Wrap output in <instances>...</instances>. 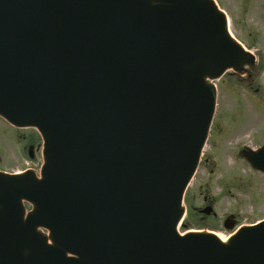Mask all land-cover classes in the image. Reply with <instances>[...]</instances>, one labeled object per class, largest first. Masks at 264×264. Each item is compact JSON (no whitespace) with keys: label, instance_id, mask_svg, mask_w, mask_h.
<instances>
[{"label":"water","instance_id":"95a60500","mask_svg":"<svg viewBox=\"0 0 264 264\" xmlns=\"http://www.w3.org/2000/svg\"><path fill=\"white\" fill-rule=\"evenodd\" d=\"M254 61L214 0H0V115L43 138L40 176L0 171V264H264V221L178 230L214 81Z\"/></svg>","mask_w":264,"mask_h":264},{"label":"flooded vegetation","instance_id":"af4514ba","mask_svg":"<svg viewBox=\"0 0 264 264\" xmlns=\"http://www.w3.org/2000/svg\"><path fill=\"white\" fill-rule=\"evenodd\" d=\"M254 1L255 3L253 4L252 2ZM246 11L250 15L256 13L259 15V19L264 21V0H246ZM251 33L253 32L251 31ZM257 36L258 39H253V41L248 38L245 44L255 54V64L247 67L242 74L229 72L217 83V110L196 174L200 179L197 187L201 195V203L194 205V197L192 201L189 194L187 193L186 195L187 214L190 211H194L200 221L213 219L217 216L216 197L213 194L208 195L205 193L206 187H210L211 185L210 182L218 178L216 173L223 179L224 183L235 177L232 171L224 170V164L221 158L225 154L226 149L228 150L227 147L229 145L232 146L234 153L244 165L245 172L247 173L245 176L246 186L251 189L253 186L252 178H255L256 185L254 188H260L262 191L261 196H258V194H253L252 190L254 188L250 190L252 197L249 205L255 209H259L261 206L264 207V171L254 165V162H257V159H260L264 153V30L258 32ZM259 38L262 39L259 40ZM257 42H263V44L255 47L258 44ZM250 45L253 46L251 47ZM229 89H239L242 94L244 93L245 97L247 96V99L244 100V104H242L240 109L237 108L238 104H236L238 101L242 102L238 94H233L235 95L233 98H236L234 99L233 110L220 109L222 91L232 93L233 91L230 92ZM0 119L4 120L1 116ZM39 142H36L35 138H32L29 142L28 149L33 156L39 155ZM221 167L223 168L220 170L219 168ZM218 169L219 172H217ZM260 178H263V180H260ZM258 181L261 182L257 184ZM254 190L259 193V190ZM187 197L189 200H187ZM207 208H210V214L203 212ZM251 213L254 214L253 212ZM228 215H233L231 221L235 226L252 225L264 218V216H261L260 218L252 219L248 216L245 219L246 221H240L241 212H230ZM224 220L217 227L227 230Z\"/></svg>","mask_w":264,"mask_h":264},{"label":"rangeland","instance_id":"374dc122","mask_svg":"<svg viewBox=\"0 0 264 264\" xmlns=\"http://www.w3.org/2000/svg\"><path fill=\"white\" fill-rule=\"evenodd\" d=\"M222 9H224L229 16V27L231 32L238 37L243 43L246 44L248 38L253 41V39H258V32L264 30V21L259 19V15L256 13L250 15L246 11V0H217ZM253 1V0H252ZM253 4L255 3L252 2ZM251 3V5H252ZM251 31L253 33H251ZM262 38H259L261 40ZM253 44L255 47H259V44ZM253 45H250L251 47ZM228 93L222 91L221 95V107L223 110H233L235 95L238 94L242 102L236 103L237 108L240 109L244 100L247 99L244 93L242 94L239 89L233 90L229 89ZM35 129H17L13 126L6 124L0 119V168L8 171L10 173L22 171L26 167H34L39 170L42 164V154L40 153L35 158L31 159L28 155L29 142L32 138H35L36 142L40 141L38 133ZM41 143V141L39 142ZM228 150L224 152L225 154L221 157L224 164V170L227 169L232 171L234 178L224 183L223 179L219 177L215 178L211 183L210 187H206V194H213L216 197V212L217 216L213 219L204 221L203 223L208 226V228L214 229L221 236L227 237L230 231L218 228L217 225L223 222V219L230 211L241 212V220L246 221L245 219L249 216L250 218H260L264 216V207L261 206L259 209L253 208L249 205L251 202L252 192L250 191L256 185V179L252 178V188L246 186V172L244 165L241 163L240 159L234 153L232 146L227 147ZM225 161V162H224ZM219 168L220 170L223 168ZM219 169L217 172H219ZM199 178L196 176L189 188V197L190 199L194 197V205H199L201 203V195L199 194ZM263 180V178H260ZM261 181H258L259 184ZM259 190V193L254 190ZM253 194L261 196L262 191L260 188H254ZM250 191V193H249ZM194 193H196L194 195ZM194 195V196H193ZM187 200L189 198L187 197ZM253 212L254 214H252ZM191 211L188 214V218L184 221L181 227L183 232L187 229H200L202 226L201 222H198V218L195 217ZM252 214V215H251Z\"/></svg>","mask_w":264,"mask_h":264},{"label":"bare ground","instance_id":"6f19581e","mask_svg":"<svg viewBox=\"0 0 264 264\" xmlns=\"http://www.w3.org/2000/svg\"><path fill=\"white\" fill-rule=\"evenodd\" d=\"M221 238L223 239V240H225L226 238L225 237H223V236H221Z\"/></svg>","mask_w":264,"mask_h":264}]
</instances>
